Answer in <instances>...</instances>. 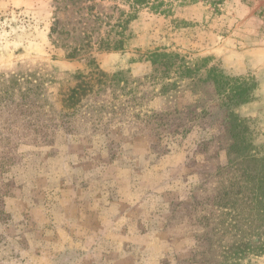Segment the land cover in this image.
<instances>
[{
	"label": "rangeland",
	"instance_id": "1",
	"mask_svg": "<svg viewBox=\"0 0 264 264\" xmlns=\"http://www.w3.org/2000/svg\"><path fill=\"white\" fill-rule=\"evenodd\" d=\"M220 2L140 12L66 107L90 57L54 0H0V264H264V0ZM211 68L257 86L230 119Z\"/></svg>",
	"mask_w": 264,
	"mask_h": 264
},
{
	"label": "trees",
	"instance_id": "2",
	"mask_svg": "<svg viewBox=\"0 0 264 264\" xmlns=\"http://www.w3.org/2000/svg\"><path fill=\"white\" fill-rule=\"evenodd\" d=\"M200 1H206L216 8L222 0H54L55 23L51 31L53 36H57L54 43L66 51L68 58L90 57L89 62L93 66L87 74H77V84L66 95L65 106L75 107L95 91L97 84L108 83L111 75L99 68L93 53L123 50L128 40L129 27L139 17L140 12L149 10L157 14L171 15L180 7ZM58 23L59 27L56 25ZM151 55L153 63L163 59L164 74L171 70L178 73L182 69H189L175 52L163 50ZM207 80L213 83L216 94L226 104L229 119L233 115L230 108L251 102L255 95L253 91L257 89L256 85L247 87L245 80L229 77L216 68L208 70ZM248 245L251 246V242ZM255 249L246 248L249 252L264 254V242Z\"/></svg>",
	"mask_w": 264,
	"mask_h": 264
},
{
	"label": "crops",
	"instance_id": "3",
	"mask_svg": "<svg viewBox=\"0 0 264 264\" xmlns=\"http://www.w3.org/2000/svg\"><path fill=\"white\" fill-rule=\"evenodd\" d=\"M262 79V81H264V78H261ZM261 91H262V93H261V95L263 94L264 95V84H263V82L261 83Z\"/></svg>",
	"mask_w": 264,
	"mask_h": 264
}]
</instances>
